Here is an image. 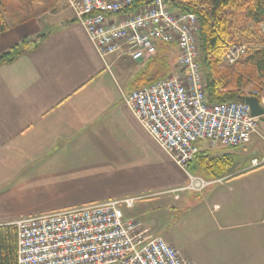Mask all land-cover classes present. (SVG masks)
<instances>
[{"label": "crops", "instance_id": "obj_1", "mask_svg": "<svg viewBox=\"0 0 264 264\" xmlns=\"http://www.w3.org/2000/svg\"><path fill=\"white\" fill-rule=\"evenodd\" d=\"M24 1L4 0L17 9L0 33V54L24 38L47 37L0 65V225L110 199L156 197L182 213L179 233L162 237L184 257L196 264H264V178L253 175L252 163L234 166L202 192H172L187 187V173L124 101L145 61L132 70L115 56L105 61L65 0ZM29 7L37 11L24 13ZM259 136L258 130L249 143ZM199 147L217 154L207 141Z\"/></svg>", "mask_w": 264, "mask_h": 264}, {"label": "built area", "instance_id": "obj_2", "mask_svg": "<svg viewBox=\"0 0 264 264\" xmlns=\"http://www.w3.org/2000/svg\"><path fill=\"white\" fill-rule=\"evenodd\" d=\"M76 21L106 61L109 56L144 62L159 44L175 45L179 75L133 90L124 101L154 141L183 169L187 187L172 192L204 191L224 178L204 179L188 168L199 143L237 148L259 130L244 101L211 104L199 62V21L166 0H66ZM232 45L229 64L247 53ZM257 91L254 96L259 95ZM258 97V96H257ZM264 165L253 159L252 166ZM140 197L110 199L81 207L23 218L17 227L18 264H196L143 221L127 215Z\"/></svg>", "mask_w": 264, "mask_h": 264}, {"label": "trees", "instance_id": "obj_3", "mask_svg": "<svg viewBox=\"0 0 264 264\" xmlns=\"http://www.w3.org/2000/svg\"><path fill=\"white\" fill-rule=\"evenodd\" d=\"M166 1L178 11L191 12L198 17L199 62L205 73V91L209 103L244 100L252 95L246 88L263 89L264 35L261 34L260 25L264 24V0ZM5 6L4 0H0V33L9 29V23L1 11V7ZM46 37L47 34H41L35 38H24L0 54V65L12 63L21 55L36 50ZM244 41L258 47L251 48L235 65H228L226 55L230 46ZM169 48L177 50L175 45H158L157 52L144 62L131 80V91L168 77L171 71ZM235 161L229 153H199L195 165L212 175V178L219 179L232 173ZM0 264H18L15 225H0Z\"/></svg>", "mask_w": 264, "mask_h": 264}, {"label": "rangeland", "instance_id": "obj_4", "mask_svg": "<svg viewBox=\"0 0 264 264\" xmlns=\"http://www.w3.org/2000/svg\"><path fill=\"white\" fill-rule=\"evenodd\" d=\"M18 2H19V0H18ZM19 3H22V6H23V3H26V2L24 0H21V2H19ZM68 7H69V5H68ZM16 9H17L16 4L15 5L13 4V6L1 7V11H2L5 19L8 20L7 22L11 23L15 20V18L13 17L12 14L14 13V11ZM35 11H37L36 8L29 7L28 9L24 10L23 12L24 13H34ZM5 13L7 14V16H5ZM16 18H18V17H16ZM260 29H261V34L264 35V24L260 25ZM236 44L246 45V47L248 49L247 52L251 48L258 47L256 44L249 43L248 41H244L242 43H236ZM232 45H234V44H232ZM167 51L169 54L168 56L170 58L169 61H170V69H171L170 73L167 76L179 75L180 70L177 67L178 50H176L174 48H169V49H167ZM115 57H117V56H115ZM117 61L119 62L118 65H122L123 67H125L127 69L130 68L132 70L134 61L127 59V58L123 59L121 57H117ZM226 62H227V60H226ZM137 63H141V62H137ZM236 63L229 64L227 62L228 65H235ZM134 68L137 69L138 66L137 67L134 66ZM246 91H248L252 94L249 96H254V94L258 90L253 89L251 87H248V88H246ZM258 92H259L258 93L259 95H257V96L260 98V101H261L264 97V83H263V89L258 91ZM259 131H260L261 136H259L257 138L259 141L258 143L257 142L256 143L253 142L251 144L247 143L243 146L233 148V149H224L220 146H217V148H213L214 150L212 152H213V154H214V152L215 153L217 152V154L222 155L225 151H231L232 150V155L236 160L235 161L236 167H241V165L244 164V161H246L245 164L251 165L253 157L260 158V153L262 155L264 154V151H262V149H264V116L259 117ZM259 146L262 148H259ZM261 159H262V157H261ZM188 171L193 176L202 177L204 179H207L208 177H210V179H212V175H210L209 173H207L206 171H204L202 169H199L196 165H194V167H192V168L189 167ZM254 172L255 173L253 175L255 177L257 176L259 178H264V165L256 168V170ZM166 195H168V194H166ZM166 195L161 196V197L167 198L168 196H166ZM155 198L156 197H147L146 196L143 199L138 200L132 209H128V210L126 209L125 210L127 212V215L129 217H133V218H136L138 220L143 221L147 226H149L153 231H155L160 236L166 237L167 235H169L171 233H172V235L178 234L179 232H178V226L177 225L180 222V219L182 217V213H180V212L176 213V211H174V210L170 211L169 208L160 206L159 205L160 202L158 200H156ZM193 241H194V236H192V242ZM188 247H189V244H188ZM192 249H193V246H192Z\"/></svg>", "mask_w": 264, "mask_h": 264}, {"label": "water", "instance_id": "obj_5", "mask_svg": "<svg viewBox=\"0 0 264 264\" xmlns=\"http://www.w3.org/2000/svg\"><path fill=\"white\" fill-rule=\"evenodd\" d=\"M244 101L251 107L252 116H264V107L261 104L260 98L257 96H247Z\"/></svg>", "mask_w": 264, "mask_h": 264}]
</instances>
